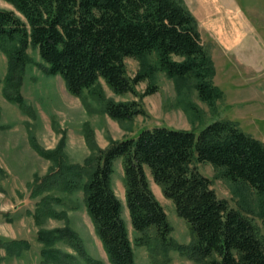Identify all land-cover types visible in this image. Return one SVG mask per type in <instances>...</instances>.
Listing matches in <instances>:
<instances>
[{
    "label": "trees",
    "instance_id": "obj_1",
    "mask_svg": "<svg viewBox=\"0 0 264 264\" xmlns=\"http://www.w3.org/2000/svg\"><path fill=\"white\" fill-rule=\"evenodd\" d=\"M5 1L13 9L0 8V48L8 58L4 95L25 112L31 109L21 93L32 62L29 47L39 52L45 73L61 76L75 96L88 92L119 121L145 115L146 110L137 100L107 98L101 80L116 94H140L136 86L147 80L143 97L157 90L158 72L164 71L181 93L193 89L213 107L223 95L213 80L216 69L202 43L198 19L183 0ZM129 57L140 63L133 77L127 70ZM187 102V109L194 113L195 105ZM85 138L91 154L84 164H61L56 155L45 154L53 156L59 170L51 171L36 193L82 190L86 210L112 264H138L123 217L124 205L113 185L118 157L123 165L125 203L138 233L135 243L148 249L155 264L169 260L171 250L204 264H264V239L253 218L259 217L264 224V141L242 130L237 121L213 120L200 132L165 125L143 128L135 136L112 140L106 148L96 144L89 127ZM33 144L44 154L34 139ZM205 162L243 188L245 200L253 193L258 210L234 208L220 198L212 180L197 168ZM148 170L188 223L190 243L172 238L173 225L151 187ZM55 199L64 202L63 197ZM41 213L58 216L51 208ZM38 238L45 246L66 242L87 264H99L68 226L42 229ZM0 245L17 256L30 247L29 241L17 239L0 240ZM41 255V264H78L75 256L55 248L46 247Z\"/></svg>",
    "mask_w": 264,
    "mask_h": 264
},
{
    "label": "rangeland",
    "instance_id": "obj_2",
    "mask_svg": "<svg viewBox=\"0 0 264 264\" xmlns=\"http://www.w3.org/2000/svg\"><path fill=\"white\" fill-rule=\"evenodd\" d=\"M183 1L198 19L202 43L215 65L214 83L223 91L214 107L202 101L193 89L181 93L164 71L158 72L157 90L143 97L140 94L145 91L147 80L136 86L140 94H116L101 80L107 98L117 102L137 100L146 110L145 115L119 121L111 118L102 103L88 92L75 96L68 91L61 76L45 73L40 68L44 62L39 52L29 47L32 62L25 72L21 93L31 109L25 112L4 95L8 58L0 48V168L3 170L0 171V240L30 243L20 256L9 255L0 245V264H41V252L46 247L70 253L78 264H87L68 243L57 241L45 246L38 238L42 229L66 226L76 231L94 262L112 264L86 210L82 190L36 193L37 187L43 186L44 178L51 171L59 170L53 156L46 153L59 157L61 164H84L91 154L85 138L87 127L93 131L95 142L101 148L109 146L112 140L135 136L143 128L165 125L200 132L209 122L220 119L237 121L242 130L264 141V0ZM0 8L13 9L5 0H0ZM126 64L128 74L133 77L140 68L139 61L129 57ZM187 101L195 105L194 113L187 109ZM33 139L44 154L36 149ZM197 168L212 180L218 196L227 199L232 207L243 205L258 210L256 196L251 193L245 200V190L221 177L213 165L198 163ZM147 173L173 225L172 238L181 244L190 243L192 233L188 223L177 214L173 201L163 195L149 170ZM123 175L122 159L118 157L114 161L113 185L124 205L123 217L136 261L155 264L148 249L135 243L138 233L125 203ZM57 196L63 197L64 202L59 203ZM45 208L53 209L58 216L42 214ZM253 218L264 239L262 220L255 215ZM169 257L161 264H204L180 250H171Z\"/></svg>",
    "mask_w": 264,
    "mask_h": 264
}]
</instances>
